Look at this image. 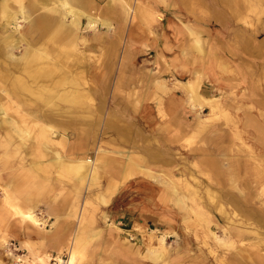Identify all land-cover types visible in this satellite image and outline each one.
I'll return each mask as SVG.
<instances>
[{"label": "rangeland", "instance_id": "374dc122", "mask_svg": "<svg viewBox=\"0 0 264 264\" xmlns=\"http://www.w3.org/2000/svg\"><path fill=\"white\" fill-rule=\"evenodd\" d=\"M82 2L110 21L83 18L78 30L84 83L73 90L86 100L27 101L38 116L21 119L0 90V107L29 129L0 128V264L67 260L75 234L86 239L76 264H264V0ZM18 20L29 38L34 20ZM193 80L216 101L189 94ZM51 87L34 92L58 100L70 89ZM82 157L96 159V178L72 177ZM26 210L39 225L22 221Z\"/></svg>", "mask_w": 264, "mask_h": 264}, {"label": "bare ground", "instance_id": "6f19581e", "mask_svg": "<svg viewBox=\"0 0 264 264\" xmlns=\"http://www.w3.org/2000/svg\"><path fill=\"white\" fill-rule=\"evenodd\" d=\"M81 1L82 0H29L26 4L25 0H0V81L2 80L7 83L10 82L9 85L11 86V88H8L0 82V90L4 92L3 96L6 97V102L12 105L11 107L14 108L16 112L18 111L19 118L24 119L22 117L28 116L29 118L34 117L36 119L38 116V110L34 109L31 113L23 111L22 106L23 104L28 103L27 101L38 102V99L41 98L44 102L48 103L53 100L54 103L65 101L81 104V102L86 100V96L84 94L83 96H85V99L81 100V94H79V96L77 93L75 94L76 91L73 90L80 84L77 79H80L83 81L82 83H84L83 70L77 71L74 67H79V61L84 60L85 57L81 55L78 56L77 59H72V57L79 54V50L77 49V44H79V37L77 35L78 30L81 26L83 18H87V26L90 28H94L97 23H101L109 28L110 21L106 18H98L86 13V3H81ZM111 1L112 0H110V2ZM40 8L42 9V12L39 11L36 18H31V14H34ZM123 11L127 16L129 12L127 7H123ZM68 16H70L69 20L66 19ZM19 18L24 22H32L34 20V23H32L33 25L31 24L30 26L29 38H27L22 32L18 31V26H20L18 25V23H20L18 20ZM189 30V32H192L191 28H189ZM194 36L196 35L194 34ZM80 40L84 41L85 38L82 37ZM194 44L197 51H204L199 37H195ZM21 46H24L23 58L21 57L22 59L13 63L11 59L15 58V51L19 50ZM56 66H58L59 69L56 68ZM53 70L55 73H52V76H49V80L51 79L50 84H46L47 79L43 78L45 76L41 75H43L42 73L44 71L49 73ZM78 72H80V74H78ZM193 81L194 82L190 81L187 84L189 94L191 92L194 95L201 97L204 101H216V97L206 98L201 96V94H198V85H196V80ZM32 86H36V88H32ZM41 86H52V90L58 87V91L60 89L59 87H69L72 90H66L64 94H60L58 100H55L51 96L40 97L38 93L34 92V90H37V88ZM8 90L12 91L9 92ZM24 90L35 94L34 96L27 94L29 97H25L22 93ZM193 97L195 98V96ZM83 98L84 97H82V99ZM201 103H203V101H201ZM66 112L69 113L70 110H66ZM23 126L21 127L19 125L18 119L15 116L8 114L3 107H0V128L7 130V134L9 133L8 135L11 134V136L15 137L20 136L21 133H23L22 131L27 132L28 127L24 130L23 128L25 127ZM43 129L47 130L51 134L59 133L63 139L66 138L65 133H63L62 130L54 127L50 123H46ZM26 138L27 136L25 139ZM46 139H48V137ZM54 160L57 162L61 161L58 151H56V157H54ZM89 160L85 157L72 160L69 165L72 171V177L76 180H86L87 177L90 180L96 178V159L92 160V162ZM2 191L3 198L7 201L9 196L7 186H2ZM177 202L182 203V199L178 198ZM219 210L221 209L219 208ZM20 215L23 219H26L35 225L40 224L39 218L33 211H27L24 213L21 212ZM75 235V240H70L71 243L67 248L69 253L67 260H63L59 258L60 255H57L60 259L59 264L77 263V257L80 252L79 250L83 247L82 245L86 243V239L78 238L77 234ZM166 237L167 235L165 234L160 236V244H164L166 242ZM214 237L216 238V236ZM7 254L12 255L11 253ZM151 255L156 259H160L162 257V253L158 250H153ZM48 257L49 255L47 254H39L37 255V258H35L38 261H36V263L49 264ZM18 258L16 259L17 263ZM247 258L250 260L251 264H255L251 257Z\"/></svg>", "mask_w": 264, "mask_h": 264}, {"label": "built area", "instance_id": "2783aa9c", "mask_svg": "<svg viewBox=\"0 0 264 264\" xmlns=\"http://www.w3.org/2000/svg\"><path fill=\"white\" fill-rule=\"evenodd\" d=\"M60 258L63 260H66L65 253L61 254ZM50 261H52L53 264H59L60 263V260L57 258V255H51ZM17 264H25L24 258L19 257Z\"/></svg>", "mask_w": 264, "mask_h": 264}, {"label": "crops", "instance_id": "0c3cea01", "mask_svg": "<svg viewBox=\"0 0 264 264\" xmlns=\"http://www.w3.org/2000/svg\"><path fill=\"white\" fill-rule=\"evenodd\" d=\"M19 218H21V217H19ZM105 218H107V216L105 215ZM22 220V219H21ZM22 221H27V220H22ZM40 230H42V231H44L43 229H40ZM47 231H45V232H49L50 230H48V229H46ZM152 230H154V229H152ZM151 230V231H152ZM149 233H151V232H149ZM166 233V232H165ZM152 234V233H151ZM154 234V233H153ZM167 234V233H166ZM161 236V235H160ZM159 238V237H158ZM166 242H167V240H166ZM250 264V263H249Z\"/></svg>", "mask_w": 264, "mask_h": 264}]
</instances>
